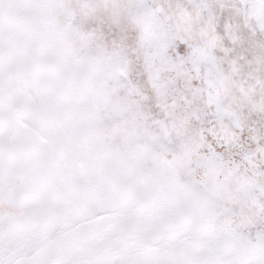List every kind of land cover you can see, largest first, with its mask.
Instances as JSON below:
<instances>
[{
  "label": "snow or ice",
  "instance_id": "1",
  "mask_svg": "<svg viewBox=\"0 0 264 264\" xmlns=\"http://www.w3.org/2000/svg\"><path fill=\"white\" fill-rule=\"evenodd\" d=\"M0 264H264V0H0Z\"/></svg>",
  "mask_w": 264,
  "mask_h": 264
}]
</instances>
